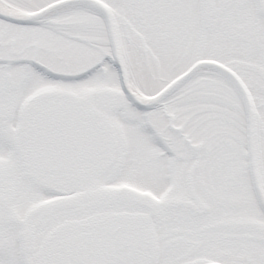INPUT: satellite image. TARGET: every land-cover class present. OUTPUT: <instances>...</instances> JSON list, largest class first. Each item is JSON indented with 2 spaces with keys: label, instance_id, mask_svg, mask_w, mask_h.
<instances>
[{
  "label": "snow or ice",
  "instance_id": "snow-or-ice-1",
  "mask_svg": "<svg viewBox=\"0 0 264 264\" xmlns=\"http://www.w3.org/2000/svg\"><path fill=\"white\" fill-rule=\"evenodd\" d=\"M0 264H264V0H0Z\"/></svg>",
  "mask_w": 264,
  "mask_h": 264
}]
</instances>
